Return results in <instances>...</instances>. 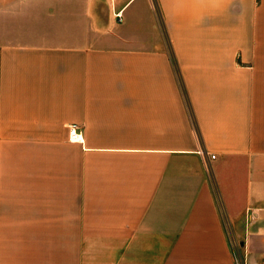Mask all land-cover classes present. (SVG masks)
<instances>
[{
    "label": "crops",
    "instance_id": "1",
    "mask_svg": "<svg viewBox=\"0 0 264 264\" xmlns=\"http://www.w3.org/2000/svg\"><path fill=\"white\" fill-rule=\"evenodd\" d=\"M243 263L264 0H0V264Z\"/></svg>",
    "mask_w": 264,
    "mask_h": 264
},
{
    "label": "built area",
    "instance_id": "2",
    "mask_svg": "<svg viewBox=\"0 0 264 264\" xmlns=\"http://www.w3.org/2000/svg\"><path fill=\"white\" fill-rule=\"evenodd\" d=\"M68 129H69V140L71 142H77V141H79V137L77 135V127H76V125L69 126ZM211 158L213 159L214 156H212Z\"/></svg>",
    "mask_w": 264,
    "mask_h": 264
},
{
    "label": "rangeland",
    "instance_id": "3",
    "mask_svg": "<svg viewBox=\"0 0 264 264\" xmlns=\"http://www.w3.org/2000/svg\"><path fill=\"white\" fill-rule=\"evenodd\" d=\"M11 1H13V3H14L16 0H4V2H6L7 5H8Z\"/></svg>",
    "mask_w": 264,
    "mask_h": 264
}]
</instances>
